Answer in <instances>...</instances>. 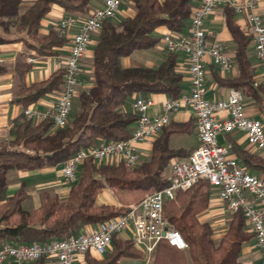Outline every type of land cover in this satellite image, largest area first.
<instances>
[{
  "label": "trees",
  "instance_id": "trees-1",
  "mask_svg": "<svg viewBox=\"0 0 264 264\" xmlns=\"http://www.w3.org/2000/svg\"><path fill=\"white\" fill-rule=\"evenodd\" d=\"M133 17L117 23L105 20L93 50L92 85L80 92L78 107L64 128H54L51 119L37 125L21 115L9 133L12 144L21 147H0V247L4 243H43L66 238L84 225H96L125 212L124 205L136 203L146 194L168 184L162 172L172 158L182 155V150L172 149L169 138L175 133H191L193 122L171 121L155 138L147 160L135 168H127L120 161L116 164L95 163L87 158L80 165L78 179L69 186L67 196L61 199L47 190L41 192V203L32 211L22 208L27 198L19 187L7 197V173L9 170H35L60 166L81 148L104 141L126 139L137 119L133 111H123L122 106L133 95L146 97L162 93L177 97L184 88L183 74L176 69V55L166 53L155 68L121 66L122 57L136 50L150 49L158 39L152 32L160 26L170 31L182 32L189 19L193 0H132ZM23 0H0V25L7 30L22 32L26 49L38 56L55 54V47L66 41L59 28L40 35V20L56 4L65 12L84 13L90 0H34L22 9ZM226 25L236 44L234 63L238 75L234 78L214 76L220 86L240 90L242 94L264 110V88L256 84L254 69L248 58L247 48L251 37L233 22V10L225 8ZM0 35V44L12 41ZM30 65L24 61L15 64V73L22 78ZM4 69L0 67V73ZM63 69L53 72L47 79L26 87L21 85L15 102L25 108L46 93L57 91L62 85ZM54 128V130H52ZM233 155L248 171L264 177V158L241 149L228 136ZM112 190L121 206L96 204L103 189ZM211 186L206 179L198 180L186 191L177 192L173 200L166 201L163 216L179 231L188 244L186 250H178L161 240L150 256L149 264H241L242 244L253 237L248 231L241 212L231 215L224 235L213 238L208 222L199 221V215L207 208ZM87 264H115L121 258L140 260L143 254L133 247L130 240L113 236L106 255L95 259L85 255ZM44 258L34 261L43 264Z\"/></svg>",
  "mask_w": 264,
  "mask_h": 264
},
{
  "label": "built area",
  "instance_id": "built-area-1",
  "mask_svg": "<svg viewBox=\"0 0 264 264\" xmlns=\"http://www.w3.org/2000/svg\"><path fill=\"white\" fill-rule=\"evenodd\" d=\"M123 0H104L84 18L74 14L63 17L58 28L61 33L74 29L70 45L63 59L62 85L58 90L53 108H23V117L39 124L51 119L54 128H64L70 121L74 99L78 94L81 61L105 20L115 16ZM260 0H198L192 7L186 33L168 31L161 36L167 53H182L187 60L188 88L177 97H168L159 112L149 114L153 100L135 96L131 110L137 114L134 126L126 139L104 141L81 148L59 169L63 181L70 186L78 179L80 165L91 158L95 163L122 161L127 168L137 167L141 153L136 145L156 138L182 108H189L197 136L196 147L184 158L171 160L168 184L146 194L131 204L121 215L96 224L90 231L80 230L66 238L43 243L17 244L7 242L0 247V264H24L44 258L47 264H76L77 255L91 253L103 255L111 246L113 236L123 231L143 256L150 258L161 240L178 250H186L187 242L163 216L166 201L176 193L186 191L198 180H208L217 198L225 203L231 216L241 212L248 231L264 264V180L246 170L233 155L226 139L234 133L243 134L247 145L264 157V124L246 112L245 96L232 89L222 98H209L206 86L208 63L220 74L228 73L233 60L219 40L207 41L205 19L220 6H226L235 14H242L251 37L254 56L258 63L260 84L264 88V20L258 12ZM218 136L226 141L221 143Z\"/></svg>",
  "mask_w": 264,
  "mask_h": 264
},
{
  "label": "crops",
  "instance_id": "crops-1",
  "mask_svg": "<svg viewBox=\"0 0 264 264\" xmlns=\"http://www.w3.org/2000/svg\"><path fill=\"white\" fill-rule=\"evenodd\" d=\"M34 0H23L22 9L30 5ZM160 2L164 0H159ZM198 0H193L192 7L197 3ZM104 0H90L88 4V9L84 13L80 12H65L60 6L53 4L49 10V12L40 20V26L38 29V33L40 35L47 34L51 29L58 28L59 21L68 14H74L80 18H84L90 14V12L96 8H100L103 6ZM191 7V9H192ZM226 6H220L213 10V12L205 19L204 29H205V37L207 41L219 40L224 45L226 53L231 56L233 60L232 69L226 74H220L218 70L208 63L207 65V75H206V86H207V96L209 98H222L225 97L230 90L234 88H229L225 86H220L214 79V76H219L223 78H234L238 75V69L234 63V54L236 44L232 38V35L226 25ZM258 12L262 16L264 20V0H260L258 4ZM135 15V8L132 0H123L117 13L111 19H109L113 23H117L126 17H133ZM233 22L238 26V28L247 34V23L242 14H235L233 12L232 15ZM189 24V19L187 20L186 27L180 33H186ZM100 31V30H99ZM95 33L92 36L91 42L88 46L86 53L84 54L81 61V72L79 76V86L82 82L83 84L92 85V77L91 73L93 70V50L95 45L97 44L98 34ZM170 31L165 26L157 27L152 35L158 39V42L155 46L146 50H136L132 52L129 56L122 57L120 60L121 66L124 68L127 67H147V68H155L159 65V63L163 60L165 54L167 53L163 45L161 43V36ZM75 32L74 29L67 30V33L64 34L66 41L60 47H55V54L51 56H38L35 51L28 50L25 47L23 40H20L24 34L22 32L14 31L13 26L8 27L5 30L0 25V35L4 38L13 39L12 41H8L0 44V67L4 69L3 72L0 73V144L13 141L14 137L9 133L10 128L17 120H20L22 115L23 106L20 103L14 101L16 99V94L21 85L30 86L33 83L40 82L42 80L47 79L53 72L58 69H62L63 59L67 54L71 36ZM248 58L252 64L254 69V79L256 84H260L259 77V68L257 60L254 56L253 45L250 42L247 48ZM176 55V69L178 72L183 74V82L184 88L180 92H184L188 88V79H187V60L186 56L182 53H177ZM18 61H24L30 65L28 71L24 74L22 78L18 77L15 73V64ZM87 76L88 80L86 81L84 77ZM58 90L50 93H46L39 97L36 101L31 103L28 106H33L39 109L53 108L55 105V100L57 96ZM153 100V106L149 109V114H155L159 112L162 103L169 97L166 94L156 93V94H148ZM135 96L130 97L122 106L123 111H132L131 110V101ZM246 102V112L247 114L255 118L257 115H264V110H260L255 103L251 99L245 97ZM189 120H192L191 111L189 108H182L178 112H176L172 116L173 122L185 123ZM193 122V120H192ZM37 125V124H33ZM134 123L132 125V128ZM54 130V128H52ZM194 135L195 139L187 145L182 138H178L175 144H172L173 139L176 135ZM221 137L222 142L225 143L229 138L227 137L226 141ZM235 144H237L241 149L248 150L251 153H256L258 156L262 157L259 153L250 148L241 133H234L232 136H229ZM155 138L152 140H146L140 142L136 145V148L141 153V160H147L151 150L152 145ZM197 136L195 133L194 125L191 133H175L172 134L169 138V146L172 149L182 150L183 153L180 156H176L171 160L181 159L186 157L197 145ZM264 158V157H262ZM170 160V162H171ZM169 162V163H170ZM106 163V162H103ZM60 166L57 167H44L35 170H9L7 173V188L6 195L7 197L14 194V192L19 188L23 187L24 191L27 194V198L23 201H26L27 208L29 211L34 210L39 207L41 203V192L47 190L49 192L57 194L61 199L67 196L69 191V187H61L60 184H57V180L50 178L51 175L55 172L56 168L60 169ZM252 174L255 172L249 171ZM162 175L165 178H169L170 176V166L169 164L163 170ZM256 175V174H254ZM262 179L264 177L262 174ZM13 177V178H10ZM49 177V179H48ZM22 203V206H23ZM96 204H111L115 206H121V203L115 193L105 188L101 193L98 194L96 198ZM133 203L124 205L126 209ZM23 208V207H22ZM27 209V210H28ZM26 210V211H27ZM230 216L225 208V203L217 198V195L214 190L211 189V196L208 202L207 208L199 215V221L208 222L213 229V238L219 239L221 238L227 230L230 219H228V223L223 228V220L224 217ZM231 218V217H230ZM96 225H84L81 230L90 231L95 228ZM223 228V229H222ZM120 239L129 240V233L127 231H123L116 235ZM108 252V251H107ZM106 252V253H107ZM94 255L91 253H87L90 256H93L96 259H101L104 255ZM86 255V254H85ZM85 255H77L76 256V264H87ZM120 260V259H119ZM133 260V259H132ZM140 260H135V264H138ZM240 262L241 264H261V254L259 250L255 246V241L253 237L247 241H245L241 246L240 252ZM24 264H34L33 262H26ZM43 264H47L44 262Z\"/></svg>",
  "mask_w": 264,
  "mask_h": 264
},
{
  "label": "rangeland",
  "instance_id": "rangeland-1",
  "mask_svg": "<svg viewBox=\"0 0 264 264\" xmlns=\"http://www.w3.org/2000/svg\"><path fill=\"white\" fill-rule=\"evenodd\" d=\"M84 79L86 80V81H90V80H88V77L87 76H85L84 77ZM84 82H82L81 84H80V86L78 87V94H77V97L74 99V102H73V107H72V112H71V115L74 113V111L77 109V107H78V96H79V94H80V92L81 91H83V90H87L89 87V85H87V84H83ZM245 105H246V102H245ZM256 119H259L263 124H264V115H257L256 117H255ZM182 138V139H184V141H185V143L187 144V145H189L194 139H195V136L194 135H176L175 137H174V139H173V142H172V144H175V142L177 141V139L178 138ZM218 140H219V142H222V140H221V137L220 136H218ZM0 147H6V148H13V147H15V148H18V149H20L21 147H19V146H15V145H13L12 144V142H6V143H2V144H0ZM254 154H256V153H254ZM257 155V154H256ZM101 163H103V162H101ZM108 163V162H107ZM116 163H118V161H114V162H112V163H109V164H116ZM97 164H99V163H97ZM254 174H256V176H258V177H260V178H262V176L260 175V174H258V173H254ZM164 177V176H163ZM10 178H13V177H10ZM50 178H52V179H55V180H57V184H60L61 185V187H69L64 181H63V179H62V177L60 176V174H59V168H56L55 169V172L53 173V175H51L50 176ZM48 179H49V177H48ZM155 191V190H154ZM153 192V191H152ZM52 193V192H51ZM27 206V204H26V201L23 203V209L24 210H27L28 208L26 207ZM27 211H29V209L27 210ZM230 217L231 216H226L225 215V217H224V220H223V228L226 226V224L228 223V219H230ZM222 228V229H223ZM93 257V256H92ZM94 258V257H93ZM96 259V258H95ZM149 262H150V258H146L145 256H143L142 257V259H141V261H139L138 262V264H149ZM115 264H135V260H132V259H129V258H121L120 260H118Z\"/></svg>",
  "mask_w": 264,
  "mask_h": 264
}]
</instances>
